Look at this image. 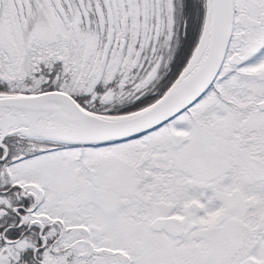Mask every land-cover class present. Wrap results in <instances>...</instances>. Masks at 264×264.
<instances>
[{"label": "snow or ice", "instance_id": "obj_1", "mask_svg": "<svg viewBox=\"0 0 264 264\" xmlns=\"http://www.w3.org/2000/svg\"><path fill=\"white\" fill-rule=\"evenodd\" d=\"M0 264H264V0H0Z\"/></svg>", "mask_w": 264, "mask_h": 264}]
</instances>
